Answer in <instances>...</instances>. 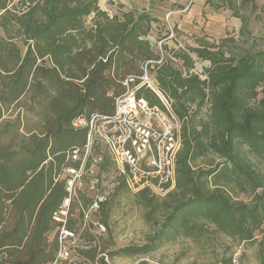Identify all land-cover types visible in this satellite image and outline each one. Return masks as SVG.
Instances as JSON below:
<instances>
[{"label":"trees","instance_id":"16d2710c","mask_svg":"<svg viewBox=\"0 0 264 264\" xmlns=\"http://www.w3.org/2000/svg\"><path fill=\"white\" fill-rule=\"evenodd\" d=\"M155 22L145 11L109 15L98 0H0V264L53 259L57 240L51 237L52 216L68 197L66 184L72 176L67 170L80 166L72 152L80 151L81 157L91 121L94 129L111 119L129 77H135L128 83L135 100L179 123L180 146L173 188L163 197L147 187L134 194L147 222L160 218L156 232L145 245L116 254L147 255L179 238L202 248L212 235H222L238 244L256 243V259L264 264V50L234 52L225 44L203 43L174 52L182 71L170 60L154 64L151 71L168 111L136 78L146 62L160 59L148 40ZM190 54L208 63L205 79L191 73ZM22 100L28 102L27 116L38 119L34 127L28 117L25 123L19 116L3 121L4 112ZM205 105L208 116L197 122ZM76 119L85 126L73 128ZM207 155L219 161L199 168L197 160ZM97 159L101 171L116 167L108 151ZM91 160L90 154L85 175ZM127 173L119 175L116 195L130 191ZM170 186L164 184L165 189ZM91 202L81 194L71 198V214L74 205L79 208L69 228L81 222ZM107 205L105 200L99 208L103 225ZM256 234L262 236L259 241ZM228 250L217 264H233ZM97 253L95 247L79 251L89 262Z\"/></svg>","mask_w":264,"mask_h":264},{"label":"rangeland","instance_id":"374dc122","mask_svg":"<svg viewBox=\"0 0 264 264\" xmlns=\"http://www.w3.org/2000/svg\"><path fill=\"white\" fill-rule=\"evenodd\" d=\"M193 1L189 3L186 0L185 4H181L180 0H98V6L109 15L131 9L150 13L157 20L148 35L153 51L159 54L162 60H170L172 66L180 71L183 70L182 63L173 56L179 49L195 48L204 43L210 46L225 44L227 50L234 52H241L242 49L264 50V0H251L246 4H243L242 0H201V6L191 14L195 5ZM17 2L18 0H13V3ZM2 35L0 30V36ZM18 46L24 48L20 42ZM190 55L194 62L191 73L205 79L208 63L199 60L194 54ZM148 77L156 86L155 74L150 72ZM125 99L127 113L124 116L117 117L112 123L103 122L92 130L90 144V154L93 159L92 173L81 179V186L76 185L73 198L79 199L80 194L92 198L88 181L96 178L101 193L108 201L106 209H109V215L107 225H104L105 232L92 235L87 230L79 240V246L90 244L96 251L110 255L113 264H138L141 261L150 264H217L228 249L227 255L232 254L233 264H258L256 243L238 244L222 235H212L211 242L202 248L188 239L179 238L147 255L116 254L124 248L145 245L156 232L161 221L159 217L151 222L145 220L144 209L135 202V192H123L118 195L114 193L115 187L119 184V175H122L124 170L121 162L123 164L125 162L121 151L128 149L136 154L137 147L145 142V148L140 149L142 155L138 157L142 159L141 162L150 163L152 156L150 153H153L154 147L157 151L168 143V138H162L166 133L165 129L168 128V131L175 136L180 128L172 115L169 116L158 110H151L150 113L145 114L139 102L133 99L132 93ZM24 104L28 102L22 100L5 111L3 121H13L19 116L20 121L25 123L28 117L29 124L34 127L38 119L33 114L27 116ZM166 108L169 111L168 106ZM207 108L208 106L205 105L198 113L197 122L207 118ZM162 121L166 127L163 126ZM172 145L175 151L177 143L173 142ZM107 151L116 167L109 166L107 171H101L94 164V159ZM213 159L219 161L213 155H207L198 159L196 165L199 168H207L208 163ZM239 198L245 199L243 196ZM78 208V205H74L75 219H78ZM92 221L102 223L101 213L94 214ZM78 222L79 220L76 223ZM261 237L256 234V241Z\"/></svg>","mask_w":264,"mask_h":264},{"label":"built area","instance_id":"2783aa9c","mask_svg":"<svg viewBox=\"0 0 264 264\" xmlns=\"http://www.w3.org/2000/svg\"><path fill=\"white\" fill-rule=\"evenodd\" d=\"M162 61V58L158 61H149L146 62L142 66V74L139 77H136L140 83L139 86H145L153 91L163 102V104L168 106L167 102L161 95L158 89V85H153V82L148 77V73L152 72L154 64H158ZM148 65H150V69H148ZM154 74V73H153ZM135 77H129L125 82L126 92L118 97L115 100V112L111 119L108 121L112 123L117 117L124 116L127 113V108L125 106L127 100L125 97L132 93L134 98V89L130 88L128 83H132ZM155 80V77H154ZM156 82V81H155ZM157 84V83H156ZM139 102V106L144 111L145 114L150 113L151 110H158L156 108H149L147 104L143 100H135ZM166 106V107H167ZM159 111V110H158ZM157 118L161 121L160 117L156 114ZM163 122V121H162ZM92 121L89 123V128L92 131ZM85 121L83 119H76L72 122L73 128H82L85 126ZM163 126L166 127V124L163 122ZM91 131L87 136L86 145L83 147L82 155L80 157V151L73 150L72 159L80 160V166L78 170H67V174L71 175V179L68 180L66 184V190L68 192V197L62 204V206L53 213L52 219L55 224V230L51 234V237L55 236L57 240V249L55 251L54 257L50 262L44 264H111L108 254L105 252H98L96 258L93 262L86 261L80 254L79 251H85L91 248L90 244H84L79 246L78 242L82 238V236L87 232L94 235H100L105 232V226L102 223H97L92 221V216L99 212L100 205L105 201V197L101 193L100 185L96 178H91L88 181V189L93 194L92 202L88 206V208L83 212V218L79 224L74 226L73 228H69V223L73 215L70 210V202L71 198L75 195L76 185L81 186V179L86 174L84 171L85 163L88 160V156L90 154V144H91ZM166 133L162 136V138H168V143L163 146V148L155 149L153 153H150L151 161L150 163L141 162L142 159L139 157L141 154V148H145V142L140 144L137 147V153L134 154L130 150L121 151L123 153V158L125 164L121 162L123 165V169L128 171L127 176V185L128 189L131 192H138L143 188H149L155 195L159 197H163L168 190L173 188L174 184V159L177 150L179 149V138L177 135H173L168 131V128L165 129ZM91 136V137H90ZM173 142L177 143V148L173 150ZM136 144V143H135ZM139 156V157H138ZM142 158V157H141ZM100 159H94V164ZM116 162V161H115ZM143 163V164H142ZM152 164V166L150 165ZM125 165V166H124ZM93 166V165H92ZM155 166V167H154ZM122 171V174H125V171ZM92 173V169L90 168L89 174ZM88 174V176H89ZM156 180V182H154ZM170 182L171 186L169 189L164 188V184Z\"/></svg>","mask_w":264,"mask_h":264},{"label":"crops","instance_id":"0c3cea01","mask_svg":"<svg viewBox=\"0 0 264 264\" xmlns=\"http://www.w3.org/2000/svg\"><path fill=\"white\" fill-rule=\"evenodd\" d=\"M185 1L186 0H180V3L181 4H185ZM189 3H191V0H187ZM194 3H195V5H194V8L191 10V14H193L194 13V11L196 10V9H198V7L199 6H201V0H194L193 1ZM197 2V3H196ZM134 9H131V11H133ZM146 13H148V12H146ZM148 14H150V13H148ZM151 15V14H150ZM152 16V15H151Z\"/></svg>","mask_w":264,"mask_h":264}]
</instances>
